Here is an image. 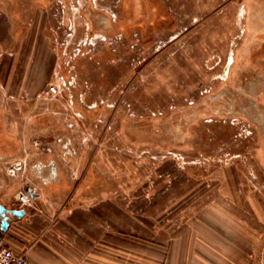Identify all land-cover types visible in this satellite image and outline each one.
<instances>
[{
    "label": "rangeland",
    "instance_id": "1",
    "mask_svg": "<svg viewBox=\"0 0 264 264\" xmlns=\"http://www.w3.org/2000/svg\"><path fill=\"white\" fill-rule=\"evenodd\" d=\"M261 4L0 0V37L9 48L22 41L35 18L43 31V73L26 94L30 155L60 159L61 144L69 141L70 159L94 160L97 176L110 169L112 189L133 196L143 191L149 196L145 207L168 206L167 195L153 198L152 192L222 191L225 203L234 198L238 212L240 264H264V138L249 135L245 120L208 114L172 132L180 111L230 81L247 18ZM8 57L1 52L0 62ZM59 78L65 82L60 97H38ZM12 92L0 84V99ZM3 110L0 102V133Z\"/></svg>",
    "mask_w": 264,
    "mask_h": 264
},
{
    "label": "crops",
    "instance_id": "2",
    "mask_svg": "<svg viewBox=\"0 0 264 264\" xmlns=\"http://www.w3.org/2000/svg\"><path fill=\"white\" fill-rule=\"evenodd\" d=\"M39 20L32 21L12 49L0 37V54L9 56L0 62V84L13 88L8 98L0 99L5 108L0 204L23 210L19 217L7 214L5 245L22 252L29 264H240L238 212L234 198L225 203L222 191L152 192L153 198L167 195L168 206L145 207L149 196L143 191L133 196L122 187L112 189L110 169L97 176L94 160L70 159L69 141L61 144L60 159L32 158L25 134L30 118L26 94L43 73ZM9 105L18 110L10 111ZM15 119L22 123L17 126ZM41 150L52 152L50 147ZM25 185L38 190L32 206L16 200ZM131 198L135 200L129 205Z\"/></svg>",
    "mask_w": 264,
    "mask_h": 264
},
{
    "label": "flooded vegetation",
    "instance_id": "3",
    "mask_svg": "<svg viewBox=\"0 0 264 264\" xmlns=\"http://www.w3.org/2000/svg\"><path fill=\"white\" fill-rule=\"evenodd\" d=\"M247 24L230 81L200 105L180 111L172 124L174 134L183 131L191 118L208 114L245 120L249 135L264 138V6L252 8Z\"/></svg>",
    "mask_w": 264,
    "mask_h": 264
},
{
    "label": "built area",
    "instance_id": "4",
    "mask_svg": "<svg viewBox=\"0 0 264 264\" xmlns=\"http://www.w3.org/2000/svg\"><path fill=\"white\" fill-rule=\"evenodd\" d=\"M65 82L59 78L50 82L42 89L38 97L46 99H54L62 95V89ZM10 172L14 174V170ZM39 193L33 185H25L18 189L16 192V200L20 205L32 206L34 200L38 197ZM0 264H29L25 255L22 252H16L5 245L2 240V233H0Z\"/></svg>",
    "mask_w": 264,
    "mask_h": 264
},
{
    "label": "water",
    "instance_id": "5",
    "mask_svg": "<svg viewBox=\"0 0 264 264\" xmlns=\"http://www.w3.org/2000/svg\"><path fill=\"white\" fill-rule=\"evenodd\" d=\"M7 214H13L17 217H19L21 214H23V210L22 209H7L4 208L1 204H0V233L4 232L7 228L8 225V217Z\"/></svg>",
    "mask_w": 264,
    "mask_h": 264
}]
</instances>
